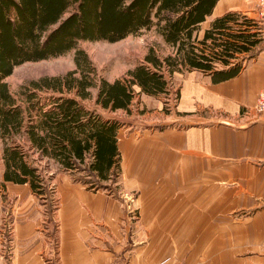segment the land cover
Instances as JSON below:
<instances>
[{
    "label": "crops",
    "instance_id": "0c3cea01",
    "mask_svg": "<svg viewBox=\"0 0 264 264\" xmlns=\"http://www.w3.org/2000/svg\"><path fill=\"white\" fill-rule=\"evenodd\" d=\"M256 1L218 0L200 25L229 12L250 17ZM245 55L223 81L186 71L176 127L127 137L118 129L116 194L40 159L56 201L53 218H42L29 184L5 182L16 218H0V264H264V115L254 110L264 47Z\"/></svg>",
    "mask_w": 264,
    "mask_h": 264
},
{
    "label": "trees",
    "instance_id": "16d2710c",
    "mask_svg": "<svg viewBox=\"0 0 264 264\" xmlns=\"http://www.w3.org/2000/svg\"><path fill=\"white\" fill-rule=\"evenodd\" d=\"M218 0H0V137L4 142V183L29 184L46 202L53 200L50 176L34 163L48 158L88 189H99L103 181L116 182L120 172L117 132L120 123L104 118L95 107L129 111L133 86L156 95L168 92L161 72L164 62L153 51L127 72L124 79H97L86 52L76 48L79 40L119 41L141 29L156 26L166 43L192 69L212 71L214 81L236 75L241 64L215 70L214 62L228 65L236 54L253 55L260 38L255 24L229 12L211 21L200 40L194 32L206 20ZM207 41L211 48L206 53ZM219 47V50H215ZM72 49L75 68L62 75L42 76L22 86L19 97L6 78L30 61L45 60ZM255 53V52H254ZM172 72V70H169ZM91 89H96L93 95ZM38 92L47 93L43 101ZM178 96V92H177ZM93 99L95 107L83 101ZM37 154L35 159L33 155ZM28 158H31L29 160ZM53 202V201H52ZM54 204V203H53ZM51 208V204L49 205Z\"/></svg>",
    "mask_w": 264,
    "mask_h": 264
},
{
    "label": "rangeland",
    "instance_id": "374dc122",
    "mask_svg": "<svg viewBox=\"0 0 264 264\" xmlns=\"http://www.w3.org/2000/svg\"><path fill=\"white\" fill-rule=\"evenodd\" d=\"M255 12V11H254ZM237 24L229 23L232 25H238L243 20H249L251 23L255 24V30L259 31L257 37L260 38L259 49L264 47V26H260L256 22V15H251L247 17L245 15H239ZM208 26V22L199 25V28L194 32L193 36L197 37L194 43L198 46V50L203 48L200 44V40L203 36L205 27ZM234 29H239L232 27ZM207 46L205 52H209L211 48V41H207ZM76 48L82 49L86 52L89 59L91 60L93 67L95 69L97 79L99 77H104L108 81H113L115 79H124L127 77V72L133 69L140 63H144V56L148 51H153L155 56L163 60L165 57L169 56L174 59L173 65H167L165 62L162 65L161 72L168 80V92L159 93L156 95H149L141 92L138 86H133V99L129 105V111L124 109H117L114 111L103 110L99 107H95L93 99L83 101L88 107H95L97 112L101 114L104 118L114 119L120 123L119 129L124 132V136H129L136 130L139 133L143 131L153 132L160 131L169 126H177L178 124L175 120V108L177 103V92L178 86L180 84L181 77L186 73V71L192 70L184 61L180 54L176 52V46H172L166 43L163 36L158 32L156 26H151L148 29H141L135 34H130L125 38L116 41L108 42L106 40H79L77 42ZM215 50H219L216 47ZM257 49L253 50V53ZM74 52L72 49L62 55L56 57H50L45 60L40 61H30L25 62L14 69L12 75L6 78L9 84L11 92L19 97L20 90L22 86L28 85L31 80L38 79L42 76H55L62 75L69 70L75 68L74 64ZM238 59L237 62L242 64L245 61V53L236 54ZM243 58V59H242ZM233 59V60H234ZM215 68L222 67L219 61L213 63ZM172 70V72H169ZM93 95H95L96 89H91ZM43 101L46 100L47 93L38 92L37 93ZM145 131V132H146ZM4 153V142L0 137V218L10 219L16 218L15 206L16 199L9 195L8 188L3 182V175L5 170V164L3 160ZM36 159V155H33ZM31 160V158H28ZM39 169L47 167L45 163H39L37 160L34 163ZM47 169V168H46ZM85 174L84 172H76L73 175L74 178L77 176ZM46 175V173H44ZM111 180L103 181L100 183L102 187L99 189L105 191L109 194H116L118 185ZM88 188V184L85 185ZM38 199V209L41 213L42 218H53V212L56 207V201L52 200L50 203L39 198ZM54 203V204H53ZM51 204V208L49 205ZM53 232V231H51Z\"/></svg>",
    "mask_w": 264,
    "mask_h": 264
},
{
    "label": "built area",
    "instance_id": "2783aa9c",
    "mask_svg": "<svg viewBox=\"0 0 264 264\" xmlns=\"http://www.w3.org/2000/svg\"><path fill=\"white\" fill-rule=\"evenodd\" d=\"M255 15L256 22L260 26H264V0H257L255 5ZM254 110L257 114L264 115V90H262L255 102ZM49 188H52V185L49 184ZM52 190V189H51Z\"/></svg>",
    "mask_w": 264,
    "mask_h": 264
}]
</instances>
